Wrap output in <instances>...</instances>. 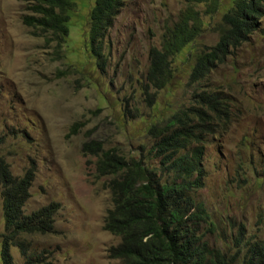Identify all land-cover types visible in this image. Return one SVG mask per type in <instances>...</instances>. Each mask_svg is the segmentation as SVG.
Segmentation results:
<instances>
[{
  "label": "rangeland",
  "instance_id": "1",
  "mask_svg": "<svg viewBox=\"0 0 264 264\" xmlns=\"http://www.w3.org/2000/svg\"><path fill=\"white\" fill-rule=\"evenodd\" d=\"M73 1L69 36L59 44L50 32L23 22L35 15L30 7L36 0H0V158L15 177L34 166L24 214L59 203L52 232L15 238L14 264H119L108 249L120 238L104 229L112 206L107 178L97 176V157L84 155L81 145L101 141L104 149L116 148L163 173L152 149L159 137L148 129L189 107L200 89L217 90L226 102L215 131L187 148L202 146L204 186L194 197L212 225L200 233L209 248L241 264L249 243L264 245V15L248 40L199 83L188 79L194 57L181 53L171 60L170 81L145 90L149 48L161 47L166 26L187 1L125 0L106 29L98 60L85 46L92 0ZM230 2L220 0L212 13L207 3L191 5L203 21L193 43L198 49L216 43V25ZM5 235L0 186V246Z\"/></svg>",
  "mask_w": 264,
  "mask_h": 264
},
{
  "label": "trees",
  "instance_id": "2",
  "mask_svg": "<svg viewBox=\"0 0 264 264\" xmlns=\"http://www.w3.org/2000/svg\"><path fill=\"white\" fill-rule=\"evenodd\" d=\"M124 1L92 0L90 3L85 46L97 60L103 58L101 43L106 29ZM186 1L188 5L178 20L166 26L161 47L149 48L145 90L148 86L160 89L170 81L174 73L171 60L181 53L186 59L194 57L188 79L199 83L225 62L231 49L248 40L264 15V0H231L216 25V43L198 49L193 43L202 32L203 21L191 5L207 3L212 13L221 4L220 0ZM73 4V0H36L30 7L35 15H25L23 22L43 33L50 32L60 44L69 36L68 9ZM146 100L152 103L153 96ZM225 104L219 91L200 89L193 94L189 107L175 112L163 126L154 124L148 129L159 137L152 149L160 157L164 172L173 175L170 180L163 177L164 172L159 174L157 168L149 167L140 158H127L116 148L104 149L101 141L90 139L82 143L84 155L97 157V176L107 178L105 185L112 206L104 216V229L120 238L118 244L109 247V257L118 259L119 264L233 262L219 250L209 248L200 233L204 224L212 225L204 204L194 197L204 186L202 146L187 149L192 143H200L204 133L215 131L214 126H218L225 114ZM80 124L74 123L71 130L75 131ZM34 170L30 166L15 177L8 163L0 158L2 214L7 233L0 246L1 264H14L10 246L18 235L53 230V216L59 203L51 202L29 214L23 213ZM241 264H264V245L249 243Z\"/></svg>",
  "mask_w": 264,
  "mask_h": 264
},
{
  "label": "clouds",
  "instance_id": "3",
  "mask_svg": "<svg viewBox=\"0 0 264 264\" xmlns=\"http://www.w3.org/2000/svg\"><path fill=\"white\" fill-rule=\"evenodd\" d=\"M255 32V31H254Z\"/></svg>",
  "mask_w": 264,
  "mask_h": 264
}]
</instances>
